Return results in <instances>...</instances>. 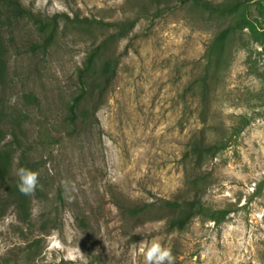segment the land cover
Instances as JSON below:
<instances>
[{
	"label": "rangeland",
	"instance_id": "obj_1",
	"mask_svg": "<svg viewBox=\"0 0 264 264\" xmlns=\"http://www.w3.org/2000/svg\"><path fill=\"white\" fill-rule=\"evenodd\" d=\"M17 1L25 16H0L2 110L23 125L5 181L18 184L25 152L39 187L23 211L0 190V264H144L139 243L154 238L175 264H264V0L246 3L251 26L218 41L211 62L204 54L219 30L186 5ZM65 15L102 24L74 25ZM122 22L133 26L120 38ZM100 44L96 65L110 59L114 77L98 109L80 106L72 127L77 71ZM200 134L223 149L202 160L195 189L227 218L196 217L183 228L124 219L116 196L139 204L186 193V154Z\"/></svg>",
	"mask_w": 264,
	"mask_h": 264
},
{
	"label": "trees",
	"instance_id": "obj_2",
	"mask_svg": "<svg viewBox=\"0 0 264 264\" xmlns=\"http://www.w3.org/2000/svg\"><path fill=\"white\" fill-rule=\"evenodd\" d=\"M154 3L156 7H161L162 10H169L173 3L187 6L190 11L196 12L206 18L209 24L217 27L218 33L212 37L208 45L204 58L207 62H211L216 58V43L223 41L225 38L231 39V36L238 30L251 26L248 20L245 6L251 0H222L218 3H212L208 0H147ZM0 16L4 20L25 16L22 12L20 4L17 0H0ZM65 22L74 25H101L99 20L78 18L74 16L69 18L63 17ZM133 23L122 22L120 24L118 37H124L128 30L132 28ZM56 20L53 19V26L49 33L43 38L45 46L49 45L53 40V34L56 31ZM40 29V28H39ZM42 29L47 31V26H42ZM227 40V41H228ZM105 44H100L93 48L85 57L82 67L77 71V81L79 83V92L72 98L70 106L69 124L73 127L76 125L78 117L76 111H79L83 104L91 105L94 113L103 103L105 93L114 77V63L110 59L104 64L96 65L97 60L101 57V51ZM0 42V82L4 78L3 71L6 65L2 53ZM205 78L201 80V86L205 87ZM205 92L203 93V95ZM202 95V101H207ZM3 100L0 98V190L5 192L7 200L11 201L17 209L24 210V204L27 202V196H23L17 190V184L9 185L5 181V173L14 162V154L17 153L16 147L19 144V137L22 132V120L20 116L4 115L2 110ZM76 109V110H75ZM81 114V112H80ZM85 116V112H83ZM87 126V125H86ZM91 124L88 123V127ZM91 128V127H90ZM9 137V138H8ZM223 149V145L219 142L211 144L206 143V137L200 134L189 143V153L186 157L189 158L190 168L185 170L186 175V193L177 195L172 199H156L154 202H141L139 204L123 200L116 196L113 199L114 204L119 210L122 217L129 219H140L142 222L159 221L165 219L171 227L183 228L187 226L196 217H201L206 221H212L215 224L223 222L229 215V210H213L207 208L198 197L195 185L200 181L199 170L202 160L205 157L214 158L219 151ZM17 165L35 170L33 164L25 152H20L17 156ZM38 190V189H37ZM37 192V191H36ZM36 192L33 197H36ZM2 196H0L1 198ZM113 197V196H112ZM149 214L148 216H146ZM155 217L152 218V215ZM147 217V220H146Z\"/></svg>",
	"mask_w": 264,
	"mask_h": 264
},
{
	"label": "clouds",
	"instance_id": "obj_3",
	"mask_svg": "<svg viewBox=\"0 0 264 264\" xmlns=\"http://www.w3.org/2000/svg\"><path fill=\"white\" fill-rule=\"evenodd\" d=\"M18 177L17 190L23 196L32 197L39 187V173L27 167L17 169ZM144 254V264H175V257L171 248L163 245L154 238L151 242L144 240L139 243ZM83 259V255H81Z\"/></svg>",
	"mask_w": 264,
	"mask_h": 264
}]
</instances>
